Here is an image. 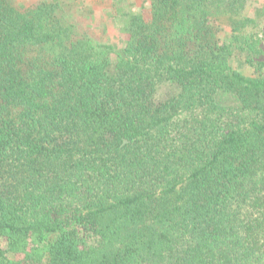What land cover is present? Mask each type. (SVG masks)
I'll return each mask as SVG.
<instances>
[{
  "label": "trees",
  "instance_id": "trees-1",
  "mask_svg": "<svg viewBox=\"0 0 264 264\" xmlns=\"http://www.w3.org/2000/svg\"><path fill=\"white\" fill-rule=\"evenodd\" d=\"M149 1L0 0V264H264L260 0Z\"/></svg>",
  "mask_w": 264,
  "mask_h": 264
},
{
  "label": "rangeland",
  "instance_id": "rangeland-1",
  "mask_svg": "<svg viewBox=\"0 0 264 264\" xmlns=\"http://www.w3.org/2000/svg\"><path fill=\"white\" fill-rule=\"evenodd\" d=\"M17 2L29 4L34 0H16ZM50 1V0H47ZM86 7H90L93 12L94 26L98 36L105 43L113 45L115 48H120L122 45V35L116 30L113 22L109 19L110 0H82ZM149 0H130V7L136 11H147L149 8ZM257 14L264 16L263 2L258 1L254 7Z\"/></svg>",
  "mask_w": 264,
  "mask_h": 264
}]
</instances>
